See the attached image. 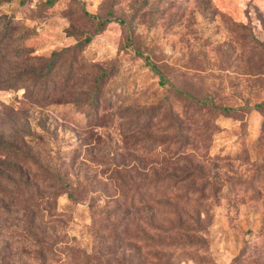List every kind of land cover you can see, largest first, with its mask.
I'll return each instance as SVG.
<instances>
[{
	"label": "rangeland",
	"instance_id": "rangeland-1",
	"mask_svg": "<svg viewBox=\"0 0 264 264\" xmlns=\"http://www.w3.org/2000/svg\"><path fill=\"white\" fill-rule=\"evenodd\" d=\"M0 264H264V0H0Z\"/></svg>",
	"mask_w": 264,
	"mask_h": 264
},
{
	"label": "trees",
	"instance_id": "trees-1",
	"mask_svg": "<svg viewBox=\"0 0 264 264\" xmlns=\"http://www.w3.org/2000/svg\"><path fill=\"white\" fill-rule=\"evenodd\" d=\"M67 186V185H66ZM51 188V187H49ZM68 197L69 198H73L74 197V194H73V191L70 190L69 193H68ZM2 201H1V204L3 205V208H8V207H11L14 203H16L17 199L16 198H13L12 196H8L6 194L2 195L1 197ZM49 204V202L47 203ZM29 205L30 206H33V208H35V206L37 205V203L34 201H29ZM47 208L50 209V205L47 206ZM35 212V211H34ZM51 211H49L50 213ZM36 213V212H35ZM51 214V213H50Z\"/></svg>",
	"mask_w": 264,
	"mask_h": 264
},
{
	"label": "crops",
	"instance_id": "crops-1",
	"mask_svg": "<svg viewBox=\"0 0 264 264\" xmlns=\"http://www.w3.org/2000/svg\"><path fill=\"white\" fill-rule=\"evenodd\" d=\"M247 7V6H246Z\"/></svg>",
	"mask_w": 264,
	"mask_h": 264
}]
</instances>
